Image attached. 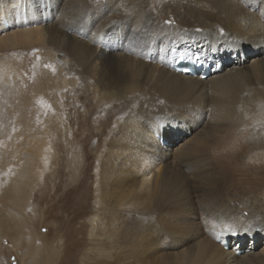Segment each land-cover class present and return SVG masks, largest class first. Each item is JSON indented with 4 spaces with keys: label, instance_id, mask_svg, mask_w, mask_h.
<instances>
[{
    "label": "bare ground",
    "instance_id": "bare-ground-1",
    "mask_svg": "<svg viewBox=\"0 0 264 264\" xmlns=\"http://www.w3.org/2000/svg\"><path fill=\"white\" fill-rule=\"evenodd\" d=\"M151 2L0 0V264L9 248L18 264L33 259L24 198L32 171H45L47 134L59 128L64 140L62 173L73 182L80 174L83 153L62 106L68 90L75 99L87 90L84 99L106 113L130 104L112 119L97 161L100 194L117 196L97 207L106 228L139 241L124 264H264V166L257 180L239 166L253 154L264 165V0ZM17 46L30 52L15 59ZM191 58L216 70L202 79L173 69ZM48 107L57 126L46 121ZM135 203L148 216L172 208L167 244L124 211ZM38 238L42 264H52L57 251Z\"/></svg>",
    "mask_w": 264,
    "mask_h": 264
},
{
    "label": "rangeland",
    "instance_id": "rangeland-1",
    "mask_svg": "<svg viewBox=\"0 0 264 264\" xmlns=\"http://www.w3.org/2000/svg\"><path fill=\"white\" fill-rule=\"evenodd\" d=\"M151 1H153L151 5L154 3L160 5L169 0ZM16 48L17 50L11 53V55L15 54V59L22 58L25 53L30 52V50L20 51L21 46H17ZM10 61L13 65L16 63L11 56ZM25 66L28 73L29 69L27 67L30 65L27 63ZM24 76H26L25 81L28 79L31 82V79L27 75L24 74ZM70 91H63L64 103L62 106H65L69 114L70 134L74 139L72 146H74L75 150L77 149L76 151L78 153H83L79 169L80 174L77 180H75L76 182H73L70 179L69 170L66 174L62 173V170L59 169V162L61 163L65 160L64 153L66 147L64 140L61 139L59 128L55 133L53 132V135L47 134L46 138L50 142H48L50 144V150L47 154L48 162L45 166L46 168L43 169L45 171L39 177H35L34 171H32L33 180H31V186L27 188L26 199L24 198L25 206L27 207L28 205L26 215L32 218V226L36 234L35 241L30 239V245L28 244L30 254L33 256L31 264H42L37 250V247L40 246L39 236L43 237L57 251L52 264H124L126 253L128 250L132 251L133 246L135 252H139L136 247L139 245V241L136 238V233L132 235L129 232L125 233L124 227L114 228L112 230L106 228V224L104 223V220L107 219L106 212L98 211V208L109 205L113 198L117 196L110 193L104 196L100 194V189H98L99 181L97 179V161L104 150L103 139L108 137L114 117L118 114H124L130 104L127 102L115 104L113 108L108 109L110 112L113 110V113H106L103 111L101 101L94 100L92 102L84 99L88 94L87 90L83 91L86 92V95L83 93L84 96L79 95L78 99H75L76 93L73 91L71 93ZM36 100L38 101L37 98L35 102ZM78 100L80 104L76 105ZM39 106L38 108L43 111L42 108L44 109L45 106ZM46 111L48 113H44L47 123L48 120H51L57 126L56 119L50 108H46ZM180 141V138L177 139L173 143V146L180 143ZM242 163L246 165L244 166ZM239 166L244 171L243 174L245 173V176H248L250 179L257 180L262 176L263 160L260 162L256 154H253L246 163L240 162ZM74 205L78 206L80 210H74ZM144 207L145 204L135 203L133 206L128 207V209H124V211L136 220L140 218L142 221L141 230L144 231L145 236H148L147 228L150 225L152 231L159 236L160 244H167L169 242L167 233L170 229L169 226H172V208L164 209L159 207L157 213L152 211L153 213L150 212L151 215L148 216V210H143ZM145 236L142 240L145 239ZM7 242L5 239L2 248L6 246L8 248L10 247L8 245L9 242L8 244ZM135 244L137 245L135 246ZM2 260L4 264H18L16 251L13 248H9V254L4 255Z\"/></svg>",
    "mask_w": 264,
    "mask_h": 264
},
{
    "label": "snow or ice",
    "instance_id": "snow-or-ice-1",
    "mask_svg": "<svg viewBox=\"0 0 264 264\" xmlns=\"http://www.w3.org/2000/svg\"><path fill=\"white\" fill-rule=\"evenodd\" d=\"M45 67H50L49 65H45Z\"/></svg>",
    "mask_w": 264,
    "mask_h": 264
}]
</instances>
